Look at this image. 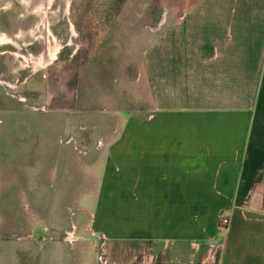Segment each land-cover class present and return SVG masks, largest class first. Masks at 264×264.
Masks as SVG:
<instances>
[{
    "label": "crops",
    "instance_id": "1",
    "mask_svg": "<svg viewBox=\"0 0 264 264\" xmlns=\"http://www.w3.org/2000/svg\"><path fill=\"white\" fill-rule=\"evenodd\" d=\"M66 16L68 103L102 98L117 120L80 174L97 233L61 264H264V0H70Z\"/></svg>",
    "mask_w": 264,
    "mask_h": 264
},
{
    "label": "rangeland",
    "instance_id": "2",
    "mask_svg": "<svg viewBox=\"0 0 264 264\" xmlns=\"http://www.w3.org/2000/svg\"><path fill=\"white\" fill-rule=\"evenodd\" d=\"M26 1L0 0V264H46V252H56L61 264L66 243L97 233L93 192L79 203L80 174L93 173L95 150L110 140L107 126L117 119L99 97L68 103L66 80L79 56L66 16L70 0L38 9ZM45 57L52 61L36 69ZM80 105L88 112H77ZM82 180L92 188L93 176ZM96 256L100 262V251Z\"/></svg>",
    "mask_w": 264,
    "mask_h": 264
},
{
    "label": "bare ground",
    "instance_id": "3",
    "mask_svg": "<svg viewBox=\"0 0 264 264\" xmlns=\"http://www.w3.org/2000/svg\"><path fill=\"white\" fill-rule=\"evenodd\" d=\"M53 0H27L26 2H28V4H29V8L30 9H38L41 5H43V8L44 7H49V4H51V2H52ZM68 7V6H67ZM45 13V12H44ZM47 13V12H46ZM59 46H60V44H59ZM57 49V48H56ZM48 51V50H47ZM51 51V50H50ZM53 52V54H52V56H51V59H53V58H55V54H56V50H54V51H51V53ZM45 56V55H44ZM50 56L49 57H47V58H50ZM46 57L43 59L42 58V61H40L39 63H37V65H36V69L38 68V67H42L43 65H45L46 63H48V62H50V61H52V60H48Z\"/></svg>",
    "mask_w": 264,
    "mask_h": 264
},
{
    "label": "built area",
    "instance_id": "4",
    "mask_svg": "<svg viewBox=\"0 0 264 264\" xmlns=\"http://www.w3.org/2000/svg\"><path fill=\"white\" fill-rule=\"evenodd\" d=\"M220 222L222 225H227L228 224V219L225 216H222L220 214Z\"/></svg>",
    "mask_w": 264,
    "mask_h": 264
}]
</instances>
